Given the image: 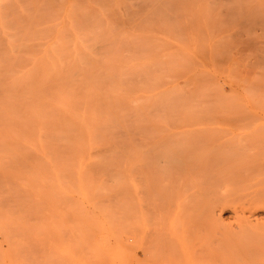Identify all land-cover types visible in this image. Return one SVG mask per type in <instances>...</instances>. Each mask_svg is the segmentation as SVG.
Wrapping results in <instances>:
<instances>
[{
    "label": "rangeland",
    "instance_id": "374dc122",
    "mask_svg": "<svg viewBox=\"0 0 264 264\" xmlns=\"http://www.w3.org/2000/svg\"><path fill=\"white\" fill-rule=\"evenodd\" d=\"M87 1L80 0L75 6V12L83 17L81 20L75 13L79 18L77 26L83 22L81 26L93 28L92 32L99 31V26L105 24L99 14L94 15L100 18L99 23L98 19L93 20L94 16L86 15L89 14L85 13L89 6ZM65 2L0 0V71L6 72L5 68L16 71L19 65V70L31 66L35 53L42 51L59 27L64 11L68 10ZM89 2L96 11L107 13L112 23L121 22L120 27L113 23L116 28L111 34L118 44L111 41V45H106L110 49L104 45L105 54L115 56L106 62L103 60L107 65L100 58L102 63L98 60L95 64L99 72L92 70L97 71L93 82L98 85L95 86L104 87V81H108L98 73H103L106 67L111 69L109 63L113 61L111 70L117 77H112L118 79L122 71L118 80L123 88L126 86L116 93L131 92L127 93L129 96L121 93L125 106L123 103L119 106L118 117L125 122L119 123L118 119L117 125H102L107 129L99 130L96 144L99 146H94L97 151L105 150L103 158L116 150L115 157L113 155L107 164H103V159L102 164H0V264H264V239H261L264 238V0ZM124 30L128 32L121 37ZM93 34L86 35L88 42L93 41V38L89 40ZM95 35L94 40L100 36ZM86 37L82 38L85 45L88 44ZM95 41L89 42L90 45L99 42L97 49L93 46L95 50L103 47L100 38ZM12 44L18 50L14 46L15 51L11 50ZM101 48L98 52L105 55V49ZM119 52L122 55L119 56ZM132 54L135 55L129 57L131 62H124ZM62 55L60 59L64 58ZM114 62H118L117 65ZM145 65L149 67L144 68ZM42 66L40 64L42 68L47 65ZM40 67L35 68L38 71ZM134 67L137 77H131ZM124 69L126 78L129 74L126 81ZM111 70L108 71L112 73ZM15 71L7 73L11 79L17 76ZM38 72L35 74L39 77L32 73V78L38 80L32 82L39 87V79L41 82L46 79L40 78ZM141 72L144 76L139 78ZM0 74L1 82L10 78L6 73ZM56 78L50 77L55 85ZM138 79L145 80V88ZM50 82L44 83L50 86ZM42 88L39 89L43 92L47 89L46 93L51 92L50 88ZM137 89H141L140 92ZM25 106L20 108L25 109ZM115 112L117 115V110ZM110 125L113 130L108 129ZM175 137L180 140L177 142ZM177 146L180 147L177 149ZM170 152L178 158L177 162ZM177 152H185L179 155L183 156L182 160ZM123 153L125 158L130 155V163L136 162L114 164L118 161L116 157H123ZM200 153H206L205 158ZM208 154L209 160L214 158L210 162L206 158ZM204 159L207 164L201 163L202 168L200 162ZM158 160H165V164ZM184 163L193 164V168L185 167ZM206 172L213 176L207 177Z\"/></svg>",
    "mask_w": 264,
    "mask_h": 264
},
{
    "label": "bare ground",
    "instance_id": "6f19581e",
    "mask_svg": "<svg viewBox=\"0 0 264 264\" xmlns=\"http://www.w3.org/2000/svg\"><path fill=\"white\" fill-rule=\"evenodd\" d=\"M65 1V0H64ZM80 0H78V2H77V0H66V2L64 3V4H67V6H68V10H65V8H64V16L63 17H61V21H60V25H59V27H57V29H56V32H55V34H53V37H51L50 38V41H48L47 43H46V45L44 44V46L45 47H43V49H42V51L40 50L39 51V53H35V58H32L33 60L35 59V61H32L29 65H31V66H27L26 65V67H28V68H24V69H22V68H20V70H19V66H17L18 67V70L16 69V71H15V69H14V71H15V76L16 77H13L12 79H11V75L10 74H12V73H14V71L12 70V69H10L9 70V68H5V70H6V72L5 71H0V73L2 72V76H4V75H6L8 72L10 73V74H7L8 76L7 77H10V78H7L8 79V81H7V79H6V81L8 82H6L5 81V79H3V81L2 82H6L7 84H4L3 83V85L2 86H4L5 88H3L1 85H0V102H2V104L0 103V164H102V161L104 162L103 164H107L108 162V160H110L111 161V157L113 156V157H115V154H114V152L116 151V150H114L113 151V153H112V151H111V153L109 154V153H107V151H106V153H107V155H106V157H102V155L104 156V151L105 150H101V151H99V149H98V151H97V149H94V146L97 144V141H99L98 140V138H97V135H98V132H99V130L100 129H102V127H104V130L105 129H107L106 127L107 126H102V125H104V124H106V125H109L110 123H111V125H112V123H114L115 125H117V122H118V119H119V123H122V122H125V120L124 121H122L121 122V119L123 120V118H119L120 116V114H121V112H120V114H119V111H121L120 110V107L119 106H121L122 104L121 103H123V105H124V96H126L127 95V93H129V92H126V94L124 93V91L123 92H121V93H124L125 95L124 96H122V94L120 93V94H117L116 92H119V91H122V84H121V81H119L120 79H121V73H122V71L120 72V74H118V71L116 72V74H118V76H120L118 79H114L112 76L115 74V71H112L111 69H114V67H112L113 66V61H112V63L110 62L109 63V65L111 66V69H108V67H106L105 69H104V71H103V69H102V72L103 73H101V71H100V73H98V74H101V75H99L101 78H103V80L105 79V80H107L108 82L107 83H105V81H104V84H103V86L104 87H102V86H100L99 85V87L98 86H95L96 84L98 85V83H96L95 84V82H93V81H96V80H94V78L96 77L94 74H96L97 75V71L99 72V69L98 68H96V66L97 65H95L97 62H98V60H99V62L102 60V62H103V60H105V62H106V60L108 61V60H111V57H113V56H115L114 54H112V53H110V55L112 54L113 56H108L109 55V53H108V55L107 54H105V53H107L106 51V49L104 48V45H105V47H106V45L108 44V46H109V44L111 45L112 43H111V41H113V37L111 36V34H114V32H112L116 27V21H115V23L114 24H116V25H114L113 23H112V21H111V19L109 18V17H107L106 15H107V13H106V15H105V13H103L102 11L100 12H98V11H96V9H95V7H94V5H92L91 4V2H89V0L87 1V3H89V6H88V9L86 10V12L85 13H89V14H86V15H90V17H92V16H94L95 14H99L101 17L100 18H102V24H105V25H101V26H99V28L101 27L102 29H103V27L102 26H105L104 27V29L102 30L101 28V31H100V29H99V31L97 30L96 31V29L94 30L95 32H92V30L91 29H93V28H89L90 29V31H89V29L88 28H86V27H88V26H86V25H83V26H81L82 25V23H80L81 25H78L77 26V24H79V23H77V19H79V18H76L75 16V13H77V16H79L80 17V15L78 14V12L76 11L75 12V6L78 4V3H80L79 2ZM63 7L65 6V5H62ZM63 7H62V9H63ZM33 8V7H32ZM67 8V7H66ZM85 13H83V15H85ZM137 14V13H136ZM25 15V14H24ZM23 15V17L25 18V16ZM82 15V14H81ZM31 16H32V14H31ZM36 16V15H35ZM59 16V15H58ZM95 16H98V15H95ZM94 16V17H95ZM132 16H133V14H132ZM28 17V16H27ZM57 17V16H56ZM111 17V16H110ZM135 17V16H134ZM35 18V17H34ZM81 18H83V17H80V19ZM93 18V17H92ZM100 18H96L95 17V19H93V20H96V19H98L97 21V23H99V19ZM27 19V18H26ZM25 19V20H26ZM91 19V18H90ZM128 19V18H127ZM131 19V18H130ZM56 20H58V17L56 18ZM82 20V19H81ZM114 20V19H113ZM116 20V19H115ZM134 20V19H133ZM34 21V20H33ZM45 21V20H44ZM80 21V20H79ZM86 21H87V19H86ZM128 21V20H127ZM29 22V21H28ZM49 22H51V20L49 21ZM56 22V21H55ZM18 23V22H17ZM21 23V22H20ZM46 23V22H45ZM48 23V22H47ZM86 23V22H85ZM100 23V24H101ZM123 23V22H122ZM25 24V23H24ZM93 24V23H92ZM99 24V25H100ZM120 24H121V22H119L118 21V25H117V27H120ZM98 25V24H97ZM32 26V25H31ZM49 26V25H48ZM57 26V25H56ZM89 26H91V25H89ZM93 26V25H92ZM96 26V25H95ZM23 27V26H22ZM53 27V26H52ZM81 27H82V29H81ZM45 28V27H44ZM78 28H80V29H78ZM97 29H98V27H96ZM5 29V28H4ZM34 29V28H33ZM43 29V28H42ZM86 30V32H88V33H86V32H84L85 30ZM117 29H119V28H117ZM116 29V30H117ZM41 30V29H40ZM39 30V31H40ZM44 30V29H43ZM120 30V29H119ZM23 31V30H22ZM81 31H82V33H81ZM37 32H38V30H37ZM94 33V34H96L95 35V37H97V36H99V38H100V42H101V46H103L102 48L101 47H98L99 49L101 48V50L104 48L105 49V52H103L105 55H103V54H101L100 55V53L98 52V50H95L94 49V47L96 46V45H98L99 44V42H98V44H93V45H90V43L89 42H93V41H95L94 40V34H93V37H89V40L91 39V38H93V41H92V39L88 42L87 40V37H86V35L87 34H89V36L91 35V33ZM128 32V31H127ZM127 32H125V30H124V32L122 33V36L121 37H123V34H127ZM36 33V32H35ZM13 34V33H12ZM18 34V33H17ZM43 34V33H42ZM49 34V33H48ZM117 34V33H116ZM130 34V33H129ZM136 34V33H135ZM5 35H6V31H5ZM4 35V36H5ZM9 35V34H8ZM27 35V34H26ZM83 35V36H82ZM84 35H85V41H87L88 42V44L90 45V46H94L93 48L92 47H90L88 44L87 45H85L84 44V40H82V38H84ZM140 35V34H139ZM22 36V35H21ZM32 36V35H31ZM48 36V35H47ZM50 36V35H49ZM48 36V37H49ZM137 36V35H136ZM141 36V35H140ZM103 37V38H102ZM116 37V36H115ZM114 37V38H115ZM120 36H118V37H116V38H119ZM125 37V36H124ZM128 37V36H127ZM138 37V36H137ZM7 38H9V36H7ZM98 38V39H99ZM104 39L103 40V42H106L105 44L104 43H102V39ZM132 38V37H131ZM135 38V37H134ZM10 39V38H9ZM28 39V38H27ZM48 39V38H47ZM97 39V40H98ZM123 39V38H122ZM141 39V38H140ZM14 40V39H13ZM12 40V41H13ZM21 40V39H20ZM44 40V39H43ZM96 40V41H97ZM133 40L134 39H130V41H132L133 42ZM139 40V39H138ZM11 41V40H10ZM18 41V40H17ZM16 41V42H17ZM31 41V40H30ZM29 40H27V42H30ZM95 41V42H96ZM114 41H115V39H114ZM113 41V42H114ZM124 41H126V40H124ZM129 41V40H128ZM127 41V42H128ZM135 41V40H134ZM14 42V41H13ZM20 42V41H19ZM86 42V43H87ZM94 42V43H95ZM117 42V41H116ZM116 42H114V43H116ZM131 42V43H132ZM3 43H5V42H3ZM97 43V42H96ZM119 43H123V42H120L119 41ZM126 42H124V44H125ZM128 43H130V42H128ZM128 43L126 44V45H128ZM139 43H140V41H139ZM139 43H138V45H139ZM14 44V43H13ZM12 44V49L11 50H14L13 49V45ZM18 44V43H17ZM20 44V43H19ZM117 44H118V42H117ZM133 44H136L135 42L133 43ZM132 44V45H133ZM22 45V44H21ZM21 45H19L20 47H21ZM39 45V44H38ZM116 45V44H115ZM5 46V45H4ZM7 46V45H6ZM10 46V45H9ZM35 46V45H34ZM37 46V45H36ZM35 46V47H36ZM40 46V45H39ZM42 46H43V44H42ZM114 46V45H113ZM117 46V45H116ZM134 46V45H133ZM14 47H16V46H14ZM24 47V46H23ZM28 47V46H27ZM26 47V48H27ZM127 47V46H126ZM17 48V47H16ZM30 49H32L31 47H29ZM96 49H97V47H95ZM107 48V47H106ZM112 48V47H111ZM118 48H120V47H118ZM117 47H116V49H118ZM132 49H133V47H131ZM137 48H138V46H137ZM3 49V48H2ZM8 49V48H7ZM19 49H21V48H19ZM38 49H39V47H38ZM107 49H110V47H108ZM125 49V48H124ZM123 49V50H124ZM17 50H18V48H17ZM32 50H34V49H32ZM36 50V49H35ZM123 50H121L122 52H123ZM127 50V49H126ZM138 50V49H137ZM139 50H141V49H139ZM2 51V50H1ZM7 51V50H6ZM15 51V50H14ZM117 51V50H116ZM120 51V50H119ZM120 51V52H121ZM128 51H129V47H128ZM127 51V53H129ZM132 51H135V47H134V50H132ZM142 51V50H141ZM140 51V52H141ZM21 52H23V50L21 51ZM41 52V53H40ZM100 52H102V51H100ZM112 52V51H111ZM119 52V56L120 55H122L121 53ZM124 52H125V50H124ZM123 52V53H124ZM34 53V52H33ZM31 54V55H34V54ZM134 53V52H133ZM5 54V53H4ZM8 54V53H7ZM13 54V53H12ZM18 54V53H17ZM62 54H64V58L63 59H65V56H66V59L64 60L65 62V64L63 63V59H60L61 57V55ZM136 54V53H135ZM134 54V55H135ZM139 54V53H138ZM15 56H16V54H14ZM108 56V58H107V56ZM133 54L132 55H129L128 56V60H124V62L126 61H130L131 62V58H129V57H132V56H134ZM140 55H144V54H142V53H140ZM4 56V55H3ZM13 56V55H12ZM17 56H19V55H17ZM16 56V57H17ZM63 56V55H62ZM106 56V57H105ZM117 56V55H116ZM125 56V55H124ZM124 56H122V57H124ZM9 57H10V55H9ZM14 57V56H13ZM141 57V56H140ZM140 57H137V58H140ZM3 58V57H2ZM22 58V57H21ZM29 58H30V56H29ZM100 58H101V60H100ZM135 58V57H134ZM134 58H132V61L134 60ZM143 58V57H142ZM5 59V58H4ZM13 59H15V58H13ZM18 59V58H17ZM113 60L115 59L116 60V57L115 58H112ZM119 59H121L120 57H119ZM146 59V58H145ZM6 60H8V59H6ZM16 60V59H15ZM23 60V59H22ZM25 60V59H24ZM31 60V59H30ZM30 60H28L29 62H30ZM114 60V61H115ZM136 60H138V59H136ZM141 60V59H140ZM144 60V59H143ZM150 60H152V59H150ZM4 61V60H3ZM14 61V60H13ZM19 61V60H18ZM147 61H148V59H147ZM63 64H62V63ZM102 62H100V63H102ZM120 62V61H119ZM123 62V63H124ZM129 62V63H130ZM137 62V61H136ZM139 62V61H138ZM141 62L142 63H144L142 60H141ZM146 62V61H145ZM13 64L15 63V62H12ZM28 63V62H27ZM32 63L34 64L33 66H32ZM116 63H118V62H116ZM115 62H114V64H116ZM12 64V65H13ZM40 64H41V66L44 64V65H47V66H44L45 68H42V67H40ZM103 64H106V63H104L103 62ZM128 64V63H127ZM140 64V63H139ZM98 65H100L99 63H98ZM107 65V64H106ZM117 65V64H116ZM119 65V64H118ZM122 65V64H121ZM124 66H125V64H123ZM134 65V64H133ZM136 65V64H135ZM137 65H138V63H137ZM154 65V64H153ZM11 66V65H10ZM36 66H38V67H40L41 69H42V71L41 72H38L39 70H41L40 68H38L39 70L37 71V69L35 68ZM91 66H92V69H91ZM94 66V67H93ZM102 66V65H101ZM109 66V67H110ZM144 66V65H143ZM142 66V67H143ZM149 66H150V64H149ZM149 66H147V65H145V67L144 68H148ZM24 67V66H23ZM103 67H105V66H103ZM117 67V66H116ZM119 67H121V66H119ZM3 68V67H2ZM11 68V67H10ZM16 68V67H15ZM132 68V67H131ZM135 68V67H134ZM143 68V69H144ZM91 69V70H90ZM97 70L96 71V73L95 72H93L92 70ZM101 69V68H100ZM106 69H108V70H111L112 71V73L110 72V71H108V70H106ZM116 69V68H115ZM129 69V68H128ZM140 69H142V68H140ZM151 69V68H150ZM1 70V69H0ZM12 70V71H11ZM47 70V71H46ZM94 70V71H95ZM120 70H122V69H120ZM132 70V69H131ZM138 70V69H137ZM152 70V69H151ZM150 70V71H151ZM45 71V72H44ZM106 71V72H105ZM127 71V70H126ZM136 71V68L133 70V74H131V77H132V75H134V76H136L137 75V73L135 72ZM149 71V72H150ZM6 74H5V73ZM18 72V73H17ZM36 72H38V74H40V78H43L44 80L46 79V81H43V82H41L40 80L41 79H39V87L37 86V83H34V82H36V81H38V80H36L35 81V79H33L32 78V73H34V75H36L35 73ZM59 72H61L60 74H59V76H57L58 75V73ZM64 72V73H63ZM108 72V73H107ZM125 72V69H124V71H123V73ZM128 72H129V70H128ZM132 72V71H131ZM130 72V73H131ZM139 72V71H138ZM148 72V71H147ZM4 73V74H3ZM17 73V74H16ZM42 73V74H41ZM106 73V74H105ZM126 73L127 72H125V74L123 75V76H125L124 78H126ZM136 73V74H135ZM62 74H66V75H62ZM105 75V77H103V75ZM149 74V73H148ZM140 76H139V78L140 77H143L144 76V72H143V74H142V72H141V74H139ZM141 75H143V76H141ZM153 75V74H152ZM37 77H39L38 75H36ZM36 76H33L34 78L36 77ZM54 76H55V78H56V76H57V78H59V77H61V78H59L58 80H59V83L60 84H58V81H57V78L55 79V81H56V85H55V82H54V79H52V81L54 82V83H51L52 81H51V79H50V77H52V78H54ZM114 76H116V75H114ZM128 76H129V74L127 75V78L124 80V81H126L127 79H129L128 78ZM146 76V75H145ZM63 77V78H62ZM100 77H98V78H100ZM117 77V76H116ZM137 77V76H136ZM0 78H1V74H0ZM97 78V77H96ZM123 77H122V79H124ZM151 78H153V77H151ZM155 78V77H154ZM37 79V78H36ZM48 79V80H47ZM50 79V80H49ZM142 79H144V78H142ZM9 80H12V81H9ZM32 80L34 81V82H32ZM62 80V81H61ZM112 80V81H111ZM115 80H117V81H119L118 83L119 84H121V86H119V84L118 83H116L117 81H115ZM135 80V79H134ZM141 80V79H140ZM145 80H146V78H145ZM145 80L144 81H139V79L137 80L138 82H139V84H142L143 86H144V82H145ZM150 80V77H149V79L147 80V82L146 83H149L148 81ZM47 81H51L50 82V86H49V84L48 85H45V83L47 84ZM124 81H123V83H124ZM151 81H152V79H151ZM1 81H0V84L2 83ZM10 82H11V86H10ZM45 82V83H44ZM98 82V81H97ZM141 82V83H140ZM33 83L36 85H33ZM112 83V84H111ZM130 83H131V81H130ZM135 83V82H134ZM8 84H9V86H8ZM32 84V85H31ZM42 84V86H43V88H45L46 86H49V87H46V88H50L51 86H52V84H54L55 86H54V88L53 87H51L50 88V90H51V92H52V95H50L49 96V94H51V92L49 91L48 93H46L47 92V90H46V92H45V95H47L48 94V96L46 97L45 95H44V92L42 91V90H40L39 88H41L42 86H40ZM125 84H126V82H125ZM138 84V83H137ZM5 85H7V86H5ZM29 85H30V87H29ZM58 85V86H57ZM116 85V86H115ZM128 85H131V84H128ZM147 85V84H146ZM119 86V87H118ZM132 86H133V84H132ZM135 86V85H134ZM133 86V87H134ZM138 86V85H137ZM140 86V85H139ZM143 86H141L142 88H145V86L143 87ZM148 86V85H147ZM103 88V89H101V88ZM122 87V88H121ZM132 87V88H133ZM136 87V86H135ZM141 87H139V88H141ZM149 87V86H148ZM42 88V89H43ZM45 88V89H46ZM124 88H126V86L124 85ZM123 88V89H124ZM130 88H131V86H130ZM129 88V90H131L132 91V89H130ZM136 88H138V87H136ZM141 88V89H142ZM153 88V87H152ZM7 91V93H6V91ZM8 89V90H7ZM34 89V90H33ZM120 89V90H119ZM140 89V90H141ZM147 89H149V88H147ZM151 89V88H150ZM154 89V88H153ZM5 92H4V91ZM36 90H40L39 92H37ZM127 90V89H126ZM125 90V91H126ZM140 90H138L137 89V91H139L140 92ZM3 91V92H2ZM29 91V92H28ZM31 91V92H30ZM33 91V92H32ZM34 91H36V96H35V94H33L34 93ZM41 91H42V93H41ZM154 91V90H153ZM153 91H152V93H153ZM134 92V91H133ZM135 92H136V90H135ZM134 92V93H135ZM143 91H141V93H142ZM148 92H150V90L148 91ZM31 94V95H29V94ZM42 95H41V94ZM116 93V94H115ZM32 94H33V96H32ZM39 94V95H38ZM129 94H131V92L129 93ZM144 94V93H143ZM45 97H44V96ZM121 95V96H120ZM140 95V94H139ZM43 96V97H42ZM127 96H129V95H127ZM132 96H134V94L132 95ZM142 96V95H141ZM146 96H147V94H146ZM150 96H151V94H150ZM51 97V98H50ZM138 97V96H137ZM144 97V96H143ZM22 98H24V99H22ZM111 98H113L112 100H111ZM130 98H131V96H130ZM138 98H141V97H138ZM152 97H150V99H151ZM19 99H21V100H19ZM128 99H129V97H128ZM145 99V98H144ZM6 100V101H5ZM16 100V101H15ZM138 100V99H137ZM142 101H143V99H141ZM140 100V101H141ZM154 100V99H153ZM18 101V103L19 104H17L16 102ZM26 102V101H28L30 104H28V102L27 103H24L25 105H27V106H25V105H23L22 104V102ZM112 101V102H111ZM114 101H116V102H114ZM133 101H135L136 102V100L134 99ZM139 101V100H138ZM20 102H21V104H20ZM117 102H119V103H117ZM132 102V101H131ZM152 102V101H151ZM3 103H5V104H7L6 106H2L3 105ZM142 103V102H141ZM140 103V104H141ZM145 103V101L142 103V104H144ZM12 105L11 107H8L9 105ZM15 104H16V106H15ZM128 104V103H127ZM136 104H137V102H136ZM139 104V106H141ZM25 106L26 108L24 109H22V108H20L21 106ZM125 106V105H124ZM136 106H138V104L136 105ZM140 108V107H139ZM141 109V108H140ZM142 109H144L143 107H142ZM117 110V112H118V114L116 115V111ZM122 112H123V109H122ZM126 113V112H125ZM136 115V114H135ZM142 115V114H141ZM119 116V117H118ZM143 116H144V114H143ZM118 117V118H117ZM138 117H140V115L138 116ZM138 120V119H137ZM113 121H115V122H113ZM142 121V120H141ZM118 123V125H120ZM127 123V122H126ZM126 123H125V125H126ZM113 124V125H114ZM138 124V123H137ZM137 124H135V125H137ZM111 125L109 126V127H111ZM123 125V124H122ZM124 125V127L126 128V126ZM114 127V126H113ZM116 127V126H115ZM131 128V127H130ZM142 128H143V126H142ZM108 129H111V130H113L112 129V127L111 128H108ZM123 129V128H122ZM103 130V129H102ZM117 130H119V128L117 129ZM126 130V129H125ZM140 130V129H139ZM112 132V134H113V131H111ZM110 132V133H111ZM116 132V131H115ZM126 132H127V130H126ZM119 133V132H118ZM128 133V132H127ZM126 133V134H127ZM153 134V133H152ZM101 135V134H100ZM125 135V134H124ZM128 135V134H127ZM126 135V136H127ZM132 135V134H131ZM130 135V136H131ZM138 135V134H137ZM154 136H156L155 134H153ZM171 135V134H170ZM151 136V135H150ZM159 136V135H158ZM173 137L172 138H174V135H172ZM111 137V136H110ZM120 137V136H119ZM122 137V136H121ZM125 137V136H124ZM134 137V136H133ZM164 137V136H163ZM180 137V136H179ZM183 137V136H182ZM154 139H155V137H153ZM161 138V137H160ZM167 139L169 138L170 140H172L171 139V137L169 136H167L166 137ZM188 138V137H187ZM111 139H113V141H114V138H112L111 137ZM153 139V140H154ZM168 139V140H169ZM175 139H176V137H175ZM186 139V138H185ZM196 139V138H195ZM108 140V139H107ZM120 140V139H119ZM158 140V139H157ZM156 139H155V142L157 141ZM163 140V139H162ZM174 140V139H173ZM177 140H180V139H176V141ZM67 141V145L65 144V142ZM104 141V140H103ZM110 141V140H109ZM129 141V140H128ZM138 141V140H137ZM164 141V140H163ZM165 141H166V139H165ZM175 141V143H177ZM198 143H200L199 141H198V139L196 140ZM196 141H194V143L196 142ZM105 142V141H104ZM103 142V143H104ZM112 142V141H111ZM115 142V141H114ZM131 143H133L132 141H130ZM146 142V141H145ZM174 142V141H173ZM184 142H186V140L184 141ZM188 142V141H187ZM71 143V144H70ZM101 143H102V141H101ZM103 143H102V145H103ZM107 143V142H106ZM119 143V142H118ZM124 143V142H123ZM123 143H121L122 145H123ZM126 143V142H125ZM131 143H130V145H131ZM152 143V142H151ZM150 143V144H151ZM159 143V142H158ZM157 142H156V144L157 145H159V146H161L160 144H158ZM168 143H169V141H168ZM191 143V142H190ZM98 144H100V142H98ZM178 144V143H177ZM105 145V144H104ZM117 145V144H116ZM141 145V144H140ZM143 145V144H142ZM155 144H153V146H154ZM190 145V144H189ZM96 146H99V145H96ZM112 146V145H111ZM124 146V145H123ZM127 146V145H126ZM135 146V145H134ZM192 146V145H191ZM103 147V146H102ZM131 147V146H130ZM146 147V146H145ZM144 147V148H145ZM178 147H180V146H177V149H178ZM97 148H99V147H97ZM123 148V147H122ZM121 148V149H122ZM134 148V147H133ZM137 147H135L134 149H136ZM138 148H140V147H138ZM141 148H143V146L141 147ZM143 148V149H144ZM149 148H150V146H149ZM154 148H155V146H154ZM172 148H174V147H172ZM182 148H184L183 146H182ZM186 148V147H185ZM199 148V147H198ZM201 148V147H200ZM204 148V147H203ZM202 148V149H203ZM100 149H102L101 148V146H100ZM106 149H108V148H106ZM120 149V148H119ZM128 149V148H127ZM130 149V148H129ZM147 149V148H146ZM152 149V148H151ZM158 149V148H157ZM175 149V148H174ZM194 149H197L196 147L194 148ZM206 149H208V148H206ZM205 149V150H206ZM149 150V149H148ZM147 150V151H148ZM155 150V149H154ZM160 150V149H159ZM158 150V151H159ZM209 150V149H208ZM212 150V149H211ZM211 150H209V151H211ZM219 149H217V150H215V152L216 151H218ZM123 151H127V150H123ZM131 151V150H130ZM140 151V150H139ZM143 151H145V150H143ZM152 151V150H151ZM179 151V150H178ZM183 151V150H182ZM193 151V150H192ZM198 151H199V149H198ZM208 151V152H209ZM212 151H214V150H212ZM121 152V151H120ZM135 152V151H134ZM136 152H137V150H136ZM142 152V151H141ZM155 152V151H154ZM153 152V155H155V153ZM207 152V151H206ZM131 153V152H130ZM148 153V152H147ZM171 153V152H170ZM169 153V154H170ZM176 153V152H175ZM180 153V152H179ZM178 152H177V154H178V156L180 155H183V154H185V152L184 153H180L179 154ZM198 153V152H197ZM210 153V152H209ZM214 153V152H213ZM225 154H226V152H224ZM126 154H128V153H126ZM142 154H143V152H142ZM161 154V153H160ZM165 154V153H164ZM173 153H171V155H172ZM204 154H206V153H204ZM204 154H201L200 153V155L203 157V155ZM217 154H218V152H217ZM217 154H215V155H217ZM220 154V153H219ZM228 154V153H227ZM232 154V153H231ZM230 154V155H231ZM116 155H118V154H116ZM123 157H116V160H117V158H118V161H116L114 164H133L134 162H136L135 160H133V163H130L129 161V154L126 156V158H125V156H124V153L123 154H121ZM146 155V154H145ZM198 155H199V153H198ZM197 155V156H198ZM210 155L213 157L214 155L212 154V152L210 153ZM221 155V154H220ZM229 155V154H228ZM108 156V157H107ZM161 157H162V154L160 155ZM172 156H174L175 157V155H172ZM171 156V157H172ZM179 156V158L182 160V158H183V156H182V158ZM208 156H209V154L208 155H206V158H208ZM222 156V155H221ZM227 156V155H226ZM225 156V157H226ZM102 157V158H101ZM171 157H169V159L171 158ZM185 157V156H184ZM193 157V156H192ZM195 157V156H194ZM194 157H193V159H194ZM202 157H201V159H202ZM212 157H211V159L209 160V158L207 159L209 162L211 161V160H213L212 159ZM215 157V156H214ZM230 157H234V158H236L235 156H230ZM132 158V157H131ZM157 158H160V157H157ZM168 158V157H167ZM203 158H205V156L203 157ZM224 158V155H223V157H222V159ZM233 158V159H234ZM103 159V160H102ZM133 159H134V156H133ZM156 159V158H155ZM163 159V158H162ZM168 159V160H169ZM176 159H178V158H176L175 157V159L173 158V161L175 160V162H177V160ZM198 159V158H197ZM196 159V160H197ZM200 159V160H201ZM219 161H220V159L219 158H217ZM217 159H215V161H217ZM102 160V161H101ZM139 160V159H138ZM146 160H148V159H146ZM166 160V159H165ZM165 160H160L161 162L163 161H165ZM167 160V161H168ZM172 160V159H171ZM185 160V159H184ZM183 160V161H184ZM190 160H192V159H190ZM195 160V162H197ZM199 160V161H200ZM203 160V159H202ZM224 160V159H223ZM230 160H231V158H230ZM140 161H142L141 159H140ZM154 161V160H153ZM157 161V160H156ZM159 161V160H158ZM160 161H159V163H160ZM178 162H180V161H178ZM186 162V161H185ZM192 162H194V161H192ZM204 162H206V164H207V161H205V159H204V161L203 162H200V165H202L201 163H204ZM208 162V163H209ZM222 162V161H221ZM156 163V162H155ZM199 163V162H198ZM197 163V164H198ZM220 163V162H219ZM223 163V162H222ZM222 163H220V165H222ZM227 164V165H229L228 164V162H225L224 161V164ZM230 163V162H229ZM234 163H236V162H234ZM110 164V163H109ZM138 164V163H137ZM143 164V163H142ZM158 164V163H157ZM163 164H165V162L163 163ZM171 164V163H170ZM177 164V163H176ZM180 164V163H179ZM185 164V163H184ZM225 164V165H226ZM233 164V163H232ZM237 164V163H236ZM193 165V164H192ZM190 163H188V164H185V167H189V166H192ZM209 165V164H208ZM218 166H219V164H217ZM194 166H196V163H195V165ZM203 166V165H202ZM210 166V165H209ZM223 166V165H222ZM233 166V165H232ZM232 166H229V167H231L232 168ZM234 166H235V164H234ZM211 167V166H210ZM214 167H216L215 165H214ZM223 167H226V166H223ZM235 167H237V165L235 166ZM192 168H193V166H192ZM202 168H204V166L202 167ZM201 169V168H200ZM206 169V168H205ZM210 169V168H209ZM214 169V168H213ZM216 169H219V167H217ZM233 169H234V167H233ZM187 170V169H186ZM207 170V169H206ZM223 170H224V168H223ZM204 171V170H203ZM213 171V170H212ZM212 171H210V172H212ZM231 171V170H230ZM208 172V171H207ZM207 172H206V174H207ZM215 172H217V171H215ZM227 172V171H226ZM225 172V173H226ZM235 172V171H234ZM208 174H209V172H208ZM208 174H207V177H211V176H213V175H211V176H208ZM223 175V174H222ZM224 176V175H223ZM235 176H237V175H235ZM206 177V176H205ZM232 177V176H231ZM210 179V178H209ZM214 179V178H213ZM231 179V178H230ZM208 180V179H207ZM211 180V179H210ZM210 180H208V181H210ZM258 229H256V231H257ZM259 231V230H258ZM248 233H249V231H248ZM259 234H260V231L258 232ZM257 233V234H258ZM252 234V233H251ZM256 234V235H257ZM254 235V234H253ZM252 235V236H253ZM260 236H263V235H260ZM259 238H261V237H259ZM261 239H264L263 237L261 238ZM264 241V240H263ZM263 245H264V242H263Z\"/></svg>",
    "mask_w": 264,
    "mask_h": 264
}]
</instances>
